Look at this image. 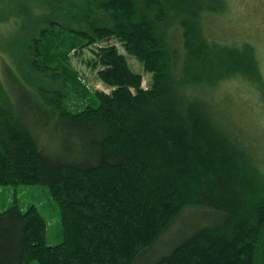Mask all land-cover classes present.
Here are the masks:
<instances>
[{"label": "trees", "instance_id": "1", "mask_svg": "<svg viewBox=\"0 0 264 264\" xmlns=\"http://www.w3.org/2000/svg\"><path fill=\"white\" fill-rule=\"evenodd\" d=\"M25 1L15 58L47 82L3 65L0 186L45 187L62 239L15 203L0 213V264H264V140L221 91L262 80L250 43L210 34L225 1L48 3L57 17Z\"/></svg>", "mask_w": 264, "mask_h": 264}, {"label": "rangeland", "instance_id": "2", "mask_svg": "<svg viewBox=\"0 0 264 264\" xmlns=\"http://www.w3.org/2000/svg\"><path fill=\"white\" fill-rule=\"evenodd\" d=\"M24 1V2H23ZM32 2L31 5H37L42 13H52L57 17L58 14L54 10L58 8L55 4L52 11L48 8V3L52 5L61 2L66 6L71 0H27ZM77 1V0H72ZM81 1V0H80ZM223 13L217 14L209 25L210 34L221 42L228 43H250L255 49L258 64L259 77L262 80L261 90L252 88L246 89L247 84L244 82L234 81L223 82L221 91L226 90L229 95L233 94L234 100L238 107L240 117L246 120V126L243 129L248 134L254 136L258 134L260 139L264 140V0H224ZM0 0V93L3 83L2 68L7 62L13 67L17 74L31 82V87L37 90L40 86H46L45 76L31 71L28 73L24 64H17V56L15 51L19 50L13 46L11 41L12 32L15 30L14 21H20L21 17L17 14H24L23 4L25 0ZM42 3V4H40ZM56 7V8H55ZM94 8L93 6L90 9ZM12 10V11H11ZM39 13V12H38ZM209 31V30H208ZM10 37V39H9ZM21 53V51H19ZM90 57V53L86 52L84 58ZM133 70L144 73L140 64L134 60H129ZM72 65L77 69L85 82L95 90H109L96 78L95 72L91 68L85 66L79 58L72 59ZM143 86L146 85L148 77L144 74ZM6 89V86H5ZM4 93V92H3ZM9 94V93H8ZM1 97V94H0ZM263 97V98H262ZM247 103V104H246ZM258 106H257V104ZM234 106V105H233ZM232 106V107H233ZM234 107L233 109H235ZM259 173L264 178V165L260 168ZM18 204L23 210L31 205L39 208L48 224L47 242L49 244H57L61 241L60 216L57 205L50 198L45 187L40 186H0V213L9 208L13 204ZM194 211L190 212L193 213Z\"/></svg>", "mask_w": 264, "mask_h": 264}]
</instances>
